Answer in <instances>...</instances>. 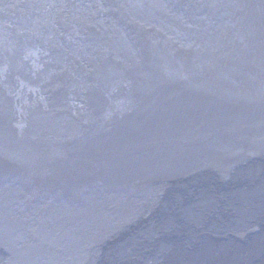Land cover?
<instances>
[{"label":"water","instance_id":"1","mask_svg":"<svg viewBox=\"0 0 264 264\" xmlns=\"http://www.w3.org/2000/svg\"><path fill=\"white\" fill-rule=\"evenodd\" d=\"M38 1L3 16L25 19L4 29L28 41L31 60L0 49L10 61L0 82V264H264V0H129L180 30L144 38L146 74L118 50L108 64L79 59L89 23L65 6L75 0ZM116 9L142 43L146 18ZM201 33L209 59L172 58L173 46L191 54ZM93 38L127 45L122 33L112 44ZM78 70L89 84L73 93ZM180 71L186 84H165ZM124 78L143 95L102 110ZM11 94L26 112L20 128ZM69 100L86 111L75 115Z\"/></svg>","mask_w":264,"mask_h":264},{"label":"bare ground","instance_id":"2","mask_svg":"<svg viewBox=\"0 0 264 264\" xmlns=\"http://www.w3.org/2000/svg\"><path fill=\"white\" fill-rule=\"evenodd\" d=\"M97 2H91V3H83L81 0H75L73 4H69L68 2L65 4L67 9L75 8L78 11V15L81 17L82 21L84 23H89V26L84 28L82 32H79V38H81V41H79L80 50L78 51L79 59H83L86 57H91L93 59H97V54L100 55V59L104 61L105 64L109 63V59H114V50H118L121 55V60L124 62H132L134 67H139V69L142 70V73H151L152 70L150 67L154 68L146 58L143 57V42L144 44L147 42L144 38H146L149 34L157 36H161L162 38L159 39H165L166 32L170 33L175 32V30L180 31L177 26L171 22H166L162 18H157L152 15H150L147 11L138 10L133 7V4H130L131 1L129 0H96ZM38 0H0V49L5 48L7 51H14L18 49V58L17 62H20L22 60H31V56L27 55L29 51V45L28 41L24 40L23 42H19L15 39H13L9 33L4 29L5 26H17V27H24L25 26V19L20 18L16 22H5L3 20V16L5 12H8L10 14V18H12L15 15H19V17L24 14V12H32L27 11V7L34 6L37 4ZM127 4V12H132L134 16L142 15V17L146 18V24L149 26H146L144 28L139 27L137 28L136 32L139 38L143 39L142 43L139 39H137L133 34L132 30L128 29L125 25L120 24L119 18L117 17L118 11L116 9L117 6H123ZM89 7V9L87 8ZM36 11V10H35ZM34 11V12H35ZM119 15V14H118ZM162 19V20H161ZM175 29V30H174ZM220 29V28H219ZM166 31V32H164ZM183 32V31H181ZM117 33H122L126 37L127 45H125L123 42H120L117 44V46H110L108 48H103L102 46H98V43L95 42V38L99 39L100 41L107 42V44L114 43L113 40H111L112 37L116 36ZM130 34V36L128 35ZM180 34V33H179ZM184 38H188L186 33L180 34ZM148 37H151L149 35ZM147 37V38H148ZM153 37V36H152ZM204 38L203 33H201L198 37L190 36V42L193 44L191 45L192 53L190 54L188 50L183 46H173L171 47V56L176 61L181 62L183 64L184 61H187L189 58H192L194 60L198 59H209L210 53H206V47H203V50H201L199 44H201L202 39ZM155 43H159V41L154 38ZM198 42H200L198 44ZM129 49V50H128ZM54 57H51V62H53ZM61 61V60H60ZM97 63H100V60H96ZM118 63V62H117ZM116 63V67H117ZM81 65L83 67H88V65L92 68L90 62L88 61H82ZM10 66V61L7 59L0 60V82L4 84V86H7V78L9 75L8 67ZM52 72H54L52 70ZM75 78L76 83L78 86L71 87V90L73 93H76V91L79 89V86L82 88H86L84 85L89 84V81L86 77V75L80 73V70L75 72ZM181 71L179 74L174 75H166L165 77V84H177L179 86H182L186 83H184L180 77ZM142 81H139V84L142 86V89L147 93L148 86L152 79H145V77H142ZM136 81L133 79H126L122 81V83L115 87L113 86V89H111V95L106 96L102 99L103 107L102 110H113L114 109V103L120 104L119 108L122 106V101L120 98H125L128 101H131V103H134V101L138 98H140L143 93H139L136 90ZM45 83L49 82V79L46 78ZM121 87H126L129 89L128 95L124 94L123 96L115 95L114 91L118 90ZM136 92V93H135ZM71 94V97L74 96ZM12 101L16 103L17 100L10 95ZM80 102V101H79ZM77 101H67L66 106L70 105L73 107L72 112L76 114H79L81 112H85L84 104L79 103ZM21 105V104H20ZM20 105L16 103V106L18 107L16 114L12 118L13 124L17 127H21L26 123V112L21 111ZM50 104H46L45 108H49ZM68 109V107H67ZM62 116H65L66 113L61 112ZM67 119V115L64 117ZM95 143V142H94ZM104 145V144H102ZM253 158L246 157L242 158V162L246 163L248 161H251Z\"/></svg>","mask_w":264,"mask_h":264}]
</instances>
